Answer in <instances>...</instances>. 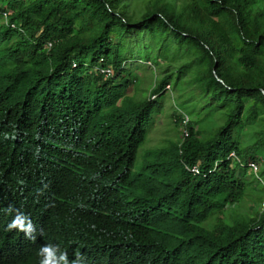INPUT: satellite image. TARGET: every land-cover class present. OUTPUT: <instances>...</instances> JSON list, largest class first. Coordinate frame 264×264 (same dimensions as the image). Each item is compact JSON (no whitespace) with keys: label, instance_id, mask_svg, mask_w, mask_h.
I'll return each instance as SVG.
<instances>
[{"label":"trees","instance_id":"trees-1","mask_svg":"<svg viewBox=\"0 0 264 264\" xmlns=\"http://www.w3.org/2000/svg\"><path fill=\"white\" fill-rule=\"evenodd\" d=\"M127 1L0 0V264L45 243L84 264H264V0H147L137 19ZM137 58L164 62L153 97L127 92ZM170 84L209 108L174 106L187 134L145 148Z\"/></svg>","mask_w":264,"mask_h":264},{"label":"rangeland","instance_id":"rangeland-1","mask_svg":"<svg viewBox=\"0 0 264 264\" xmlns=\"http://www.w3.org/2000/svg\"><path fill=\"white\" fill-rule=\"evenodd\" d=\"M146 2L147 0L127 1V9L129 11L128 13L132 14V16L137 19L139 15L143 12L144 6H146ZM140 60L141 59L137 58L136 61H139L138 63H135L134 65H128V67H131L130 72L133 76V81L131 82V85L127 88V92H135L137 95H142L144 93L145 96L150 97L151 95L148 94L149 85L152 84L153 81H155L157 77L161 75L164 69V62H161V60H154L153 62V60L150 59L151 62L148 63V61L146 60ZM184 60L185 59L181 57L180 61L183 62ZM169 86L170 89H167L168 91H166V94L161 97V100L163 101L162 109L158 114L153 115L152 123H149L146 127L147 138L144 144L145 148L151 146H158L165 143L164 140L177 139L179 137L178 128L176 126H173L170 121L171 117L169 116L174 106L183 107V109L189 111L190 107L201 108L204 107L203 105H205L204 101L199 98L198 91L196 89L193 90L192 86H189V89H191V91L185 89L180 95H178L176 92H172L171 84ZM183 102H186V104H182ZM207 108H209L208 102L206 108L204 107L201 112H204V110H207ZM213 113H215L217 122L221 123L222 120L219 116V109H217ZM189 114V118L193 119L194 115H192V113ZM249 178L250 173L248 170H246V179ZM246 201L247 200H244L241 203L244 204ZM252 206H254V204L248 201L247 207Z\"/></svg>","mask_w":264,"mask_h":264},{"label":"clouds","instance_id":"clouds-1","mask_svg":"<svg viewBox=\"0 0 264 264\" xmlns=\"http://www.w3.org/2000/svg\"><path fill=\"white\" fill-rule=\"evenodd\" d=\"M0 211L3 210L0 209ZM7 212L9 214L14 213L7 225V230L10 232L16 231L22 233L25 239L35 241L37 237V228L32 223L31 217L19 210H15L11 205H9ZM40 235H43L42 231ZM37 255L39 257L38 264H84L85 262V256L79 250L74 251L70 258L66 251L61 250L58 245L52 243L41 245L37 251Z\"/></svg>","mask_w":264,"mask_h":264},{"label":"built area","instance_id":"built-area-1","mask_svg":"<svg viewBox=\"0 0 264 264\" xmlns=\"http://www.w3.org/2000/svg\"><path fill=\"white\" fill-rule=\"evenodd\" d=\"M95 71H98L99 73H101L104 77H107L111 74V68L110 66H105V67H96V68H93ZM153 97V96H151ZM188 121V116L186 114H182V117H181V124H180V127L178 130H182V136H185L187 134L186 132V129L184 128V126L186 125V122ZM228 156H233V152H230L228 154ZM247 166H248V171L250 172H255L257 170V164L254 163V162H248L247 163ZM186 170H188L190 173L192 174H198L199 173V170L197 168V166L193 165L191 167H186Z\"/></svg>","mask_w":264,"mask_h":264}]
</instances>
